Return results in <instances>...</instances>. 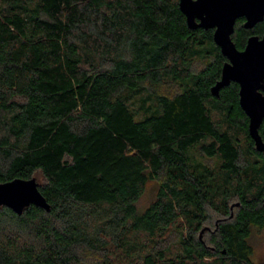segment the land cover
Wrapping results in <instances>:
<instances>
[{
    "label": "trees",
    "instance_id": "obj_1",
    "mask_svg": "<svg viewBox=\"0 0 264 264\" xmlns=\"http://www.w3.org/2000/svg\"><path fill=\"white\" fill-rule=\"evenodd\" d=\"M213 34L188 27L180 0H0V183L35 179L51 208L0 207V264L110 248L130 264H264L249 243L264 230V152L240 86L212 94L227 62ZM263 34L240 20L232 40ZM166 83L178 92L156 91ZM135 96L156 108L138 118Z\"/></svg>",
    "mask_w": 264,
    "mask_h": 264
},
{
    "label": "water",
    "instance_id": "obj_2",
    "mask_svg": "<svg viewBox=\"0 0 264 264\" xmlns=\"http://www.w3.org/2000/svg\"><path fill=\"white\" fill-rule=\"evenodd\" d=\"M180 10L190 29L214 30L213 40L227 62L222 67L221 79L211 89L212 94L218 97L232 82L240 86V106L249 118L250 137L256 150L264 152L260 134L264 122V36L251 37L242 51L232 40L239 18H246L247 29L264 21V0H180ZM31 205L48 212L51 209L35 179L0 183V207L6 206L22 215Z\"/></svg>",
    "mask_w": 264,
    "mask_h": 264
},
{
    "label": "rangeland",
    "instance_id": "obj_3",
    "mask_svg": "<svg viewBox=\"0 0 264 264\" xmlns=\"http://www.w3.org/2000/svg\"><path fill=\"white\" fill-rule=\"evenodd\" d=\"M204 66L203 62L197 61L194 63L192 70L199 72ZM178 86L172 83H166L156 88V91L164 94L173 96L178 92ZM142 97V96H141ZM140 96L130 98L131 108L137 114L138 118L144 116V107L156 108L155 101H143ZM146 98V96H145ZM208 162V161H207ZM209 164L214 167L217 165V161H209ZM159 184L157 181H150L147 185L145 193L137 202V207L140 213H143L157 198ZM212 228V225H209ZM203 237V236H202ZM249 243L254 249L252 260L256 263L264 261V230H254ZM116 249L110 248L109 252L101 253V255L86 253V261L84 264H130L129 259L126 258L122 253L115 252Z\"/></svg>",
    "mask_w": 264,
    "mask_h": 264
},
{
    "label": "flooded vegetation",
    "instance_id": "obj_4",
    "mask_svg": "<svg viewBox=\"0 0 264 264\" xmlns=\"http://www.w3.org/2000/svg\"><path fill=\"white\" fill-rule=\"evenodd\" d=\"M240 20L243 21V27H244V29H245V30H249V31H250V30H253L257 25H259L260 23H263V22H264V21H262V22L256 24L252 29H247V28H245L246 18L242 17V18H239V19L236 21V24H235V30H236L237 22L240 21ZM234 33H235V32H234ZM234 33H233V35H234ZM233 35H232V36H233ZM263 36H264V34H263ZM263 36L260 37V36H258V35H251V36L248 37V39H247V43H248V40H249L251 37H259V38L261 39V38H263ZM247 43H246V45H247ZM234 44H235V43H234ZM245 48H246V46H245ZM243 50H244V49H243ZM241 51H242V50H241Z\"/></svg>",
    "mask_w": 264,
    "mask_h": 264
}]
</instances>
